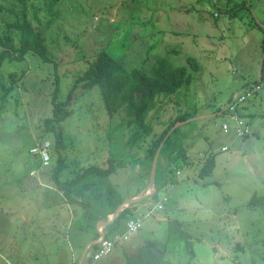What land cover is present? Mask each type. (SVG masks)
I'll list each match as a JSON object with an SVG mask.
<instances>
[{"label": "rangeland", "instance_id": "rangeland-1", "mask_svg": "<svg viewBox=\"0 0 264 264\" xmlns=\"http://www.w3.org/2000/svg\"><path fill=\"white\" fill-rule=\"evenodd\" d=\"M24 15L43 32L54 62L44 63L29 54L24 62H7L0 70V264L13 260L72 264V256L80 257L93 241L94 230L80 228L82 209L66 204L56 189V138L46 132L45 120L52 115L57 77L66 98L87 68L86 60L111 40L112 51L121 56L131 36L137 38L129 48L134 63L147 61L148 68L155 57L168 56L176 67H185L189 57L201 64L192 85L164 98L153 118L159 135L166 128L163 122L192 116L176 125L181 138L164 153L162 148L154 180L158 190L147 198L151 207L162 205L158 214L181 221L193 237L195 259L190 262L178 248L166 260L170 264H264V211L247 206L255 194L264 196V103L245 104L252 115L253 133L239 140L223 131L232 97L243 92L242 79L257 76L263 56L259 45L264 39V0H0V31H7V23ZM11 74L18 82L2 104L1 86H11ZM69 112L70 117L59 125L69 168L61 179L82 167H106L114 157L124 166L105 180L116 186L123 200L139 190L155 192L149 188L152 164L147 160L153 137L131 147L135 128L128 130L120 118H109L98 87L89 90L79 85ZM45 142L51 143L52 153L47 168L41 167L40 156L31 153ZM224 146L229 147L227 152L222 151ZM178 149L185 159L172 160L179 156ZM211 156L216 163L213 174L201 178ZM144 208L142 214L148 211ZM166 228L164 222L146 219L141 230L122 244L128 254H135L152 241L160 253ZM110 255L100 263L123 264L122 246Z\"/></svg>", "mask_w": 264, "mask_h": 264}, {"label": "trees", "instance_id": "trees-1", "mask_svg": "<svg viewBox=\"0 0 264 264\" xmlns=\"http://www.w3.org/2000/svg\"><path fill=\"white\" fill-rule=\"evenodd\" d=\"M6 26L7 31H0V70L7 62H24L29 54L37 55L44 63L54 62L48 54L43 32L36 29L25 18V15L13 23H7ZM119 32L120 30L118 35ZM115 39L116 42L117 37ZM136 39V36H131V44L125 45V52L121 56H117V53L112 51L115 46H109L114 43L111 40L102 51L86 60L87 68L75 81L66 98L62 97L60 78L57 77L55 91L51 99L52 115L45 120L46 132H51L56 138L55 150L59 163L55 167L53 175L56 189L61 193L66 204L82 209L84 221L80 228L83 231L94 230L95 240L101 237V233L97 229L98 224L107 221L108 216L113 215L126 201L123 200L116 186L105 180L116 173L119 167H123L124 162L111 157L108 159L106 167L100 165L82 167L74 170L72 176L61 179L63 172L69 168L63 155L64 134L59 125L70 117L69 107L74 91L81 84L89 90L98 87L109 118H120L121 124L128 130L135 128L129 141L131 147L153 137L147 149V160L151 164L157 150L165 140L163 153L168 145L175 144V140L181 138L176 134V125L186 122L192 117L184 114L163 122L162 124H165L166 128L159 135L156 134L153 118L155 112L162 108L161 101L164 98L177 95L183 88H189L194 81V73L200 72L201 67L198 60L193 57L187 59L185 67L174 66L168 56L155 57L148 68L147 61L143 62L145 65L140 62L134 63V51L129 48ZM10 79V87L1 86L2 104L8 100V96L18 82L14 74L10 75ZM122 114H124L123 118ZM178 152L179 156L172 157V160L185 159L183 152L179 149ZM214 168L215 158L212 156L204 164L199 176L201 178L211 176ZM137 204L125 208L111 224L106 226L105 237L107 239H113L115 235L125 231V224L135 216ZM247 206L248 208H262L264 211V196L255 194ZM165 238L164 249L160 253L156 249V244L151 241L141 245L135 254H127L123 264H170L166 260V256L171 253V250L175 251L178 248L186 252L190 262L196 258L193 237L181 221L169 220ZM90 249L91 259L88 264L91 263L98 246H91Z\"/></svg>", "mask_w": 264, "mask_h": 264}, {"label": "crops", "instance_id": "crops-1", "mask_svg": "<svg viewBox=\"0 0 264 264\" xmlns=\"http://www.w3.org/2000/svg\"><path fill=\"white\" fill-rule=\"evenodd\" d=\"M259 47H260V52H262V54H263V56H264V39H262V43L259 45ZM263 56H262V59H263ZM262 59H261V62H260V65H259V68H258V72H257V76L256 77H254V78H256V79H252V76L251 75H248L247 77H244L243 79H242V83H243V86H242V88H241V90L242 91H245V90H247V89H249V88H251V87H253L254 85H256V84H258L259 82H260V79H263L264 78V71L262 72V67H263V63H264V60L262 61ZM200 67H201V64H200ZM254 75H256V73H254ZM263 77V78H262ZM241 91V92H242ZM233 98V97H232ZM231 101H232V99H231ZM231 101H230V103H231ZM250 101H252V102H258V103H260V104H262V103H264V95H262V96H259V97H256V98H253V99H250L249 101H247V102H250ZM246 102V103H247ZM230 103H229V106H230ZM245 103V104H246ZM243 105L242 106V110H241V108H238V114H239V116H241V118H242V120L243 121H245L248 125H250L249 127H251V130H252V125H251V117L250 116H252L250 113H249V109H248V107H246V105ZM229 106H228V108H227V110H228V114L226 115L227 116V118H228V120L223 124V126L226 124V125H229L231 128H232V132H230V133H232L237 139H239V140H241V138H238V135L234 132L235 130H234V128H235V123H234V119L232 118L234 115L229 111ZM263 113L261 114L262 116H264V111H262ZM217 114H222V112H218ZM216 114H212V115H210V116H215ZM192 121V120H191ZM188 122V121H187ZM232 122V123H231ZM224 131V130H223ZM225 132V131H224ZM226 134H230V133H227V132H225ZM252 133H253V130H252ZM250 137V136H249ZM249 137H247V138H249ZM232 138V137H231ZM246 138V139H247ZM233 139V138H232ZM235 142V141H234ZM243 145H241V147H242ZM227 149V150H225L224 151V149ZM229 150V147L228 146H224L223 148H222V151L223 152H227ZM212 157V156H211ZM215 166H216V163H215ZM41 167H43L42 166V162H41ZM215 169V168H214ZM148 189H144V190H139L137 193H135L134 195H131V196H129L128 198H127V200L126 201H130V200H137V199H139V198H141V197H144V196H146L148 193H149V191H147ZM154 190H155V192L151 195V196H149V197H147V198H150V197H152L155 193H157V191H156V187H155V185H154ZM58 191V190H57ZM59 192V191H58ZM60 195H61V193H59ZM62 196V195H61ZM147 198L145 199V200H143V201H141V203L139 202V204H137L136 205V212H135V216L133 217V218H131L130 220H132V219H141L142 220V224H143V222H144V220H146V219H151V218H154L155 219V221L158 223V224H161V223H166V225H167V223L169 222V217H168V214L167 213H164V215H160V214H158L157 213V210L159 209H163V207H162V205L159 203H157L155 206H153V207H151L150 206V202L147 200ZM146 201H148L147 203H146ZM149 205V206H148ZM145 206H147L148 207V211H147V213L146 214H142V212L145 210ZM148 213H152L150 216H147V214ZM119 215V213H117V215L116 216H113V215H109L108 216V219H107V221H105L106 222V224L104 225L103 223L104 222H101V223H99L98 224V227H97V229H98V232H100L101 233V231H104V234H105V232H106V226L107 225H109V224H111L113 221H114V219L117 217ZM129 221V220H128ZM127 221V222H128ZM127 224V223H126ZM126 224H125V228H126ZM48 227H50V225H48ZM142 228V227H141ZM167 229V228H166ZM141 230V229H140ZM139 230V231H140ZM138 231V232H139ZM124 233V232H123ZM122 233V234H123ZM117 235H119V234H117ZM24 237H26V235L24 236ZM165 237H166V230H164V233H162V237L160 238L161 240H164L165 241ZM98 240H99V238H98ZM98 240H95V239H93V241L92 242H90L89 243V245L87 244V245H85V247H84V251L81 253V256L80 257H78V255H76V256H72V264H88V262H90V259H91V253H89V251H91V246H94V245H97V243H98ZM124 243V242H123ZM118 246H122L123 247V249H124V251H125V255L122 257V260L124 261V259H125V256L128 254L127 252H126V248H125V245L124 244H120V245H117L115 248H114V251H112V255L114 254V252L116 251V249H117V247ZM90 249V250H89ZM94 251V250H93ZM92 251V252H93ZM137 252V251H136ZM130 255H132V254H130ZM111 256V255H110ZM109 255H108V257H110ZM107 257V258H108ZM6 258V257H5ZM105 260V259H104ZM6 261H9V258H6ZM103 261V260H102ZM18 263V261L17 260H13L12 262H11V264H17ZM101 264V263H100Z\"/></svg>", "mask_w": 264, "mask_h": 264}, {"label": "built area", "instance_id": "built-area-1", "mask_svg": "<svg viewBox=\"0 0 264 264\" xmlns=\"http://www.w3.org/2000/svg\"><path fill=\"white\" fill-rule=\"evenodd\" d=\"M264 95V78L260 79V82L253 87L243 91L242 93H237L233 96L232 101L229 106V111L234 115L232 118L235 122L234 132L238 137H245L252 133L250 125L242 120L241 116L238 114V108L244 105L250 99ZM223 130L227 133L232 132V128L229 125H224ZM227 150L226 148L224 151ZM31 153L40 156L42 166L49 167L52 161L51 153V143L45 142L42 145H38L31 149ZM152 213H148L150 216ZM142 227L141 219L129 220L126 224V228L123 234L115 235L113 239H107L103 231H101V237L98 240L97 246L98 250L95 252L90 264H98L103 258L107 257L112 253L114 248L122 244L124 241L129 240V238L137 233Z\"/></svg>", "mask_w": 264, "mask_h": 264}, {"label": "water", "instance_id": "water-1", "mask_svg": "<svg viewBox=\"0 0 264 264\" xmlns=\"http://www.w3.org/2000/svg\"><path fill=\"white\" fill-rule=\"evenodd\" d=\"M263 60H264V56H263L262 61ZM184 123H186V122H184ZM165 141L160 145L159 149L157 150V153H156V155L154 157V160H153V163H152L151 174H150V181H149V188H151V189L154 188V180H155V175H156L157 161H158V157L160 155V152H161V150H162V148H163V146L165 144ZM153 193H154V191L153 192H150L149 191V193L146 196H144V197H141V198H139L137 200L126 201L124 204L120 205L118 209H120V208H122L124 206L127 208V207H129L131 205L137 204V203L145 200L147 197L151 196ZM118 209L116 210L115 213H113V216H116L117 215ZM103 224L105 225L106 222H104Z\"/></svg>", "mask_w": 264, "mask_h": 264}, {"label": "clouds", "instance_id": "clouds-1", "mask_svg": "<svg viewBox=\"0 0 264 264\" xmlns=\"http://www.w3.org/2000/svg\"><path fill=\"white\" fill-rule=\"evenodd\" d=\"M104 232V231H103ZM136 234V233H135ZM130 239V238H129ZM125 242V241H124ZM120 245V244H119Z\"/></svg>", "mask_w": 264, "mask_h": 264}]
</instances>
